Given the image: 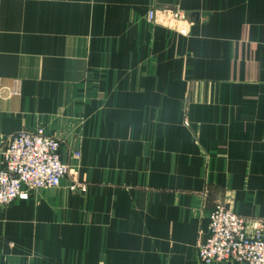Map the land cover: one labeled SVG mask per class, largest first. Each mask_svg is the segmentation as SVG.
I'll list each match as a JSON object with an SVG mask.
<instances>
[{
	"label": "crops",
	"instance_id": "crops-1",
	"mask_svg": "<svg viewBox=\"0 0 264 264\" xmlns=\"http://www.w3.org/2000/svg\"><path fill=\"white\" fill-rule=\"evenodd\" d=\"M22 130L71 172L0 264H202L217 204L264 219V0H0V168Z\"/></svg>",
	"mask_w": 264,
	"mask_h": 264
},
{
	"label": "built area",
	"instance_id": "built-area-1",
	"mask_svg": "<svg viewBox=\"0 0 264 264\" xmlns=\"http://www.w3.org/2000/svg\"><path fill=\"white\" fill-rule=\"evenodd\" d=\"M12 94H20L19 85ZM61 149V141L43 130L13 134L2 152L0 206L28 201L35 190L59 187L71 172ZM80 157V152L74 154L75 159ZM72 189L86 191L87 185L75 182ZM209 219L207 238L197 250L200 263L264 264V219L246 220L220 203L210 212Z\"/></svg>",
	"mask_w": 264,
	"mask_h": 264
}]
</instances>
